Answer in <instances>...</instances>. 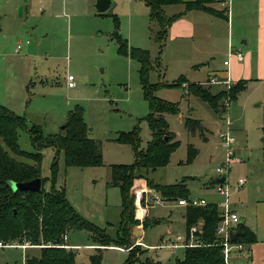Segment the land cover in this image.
Instances as JSON below:
<instances>
[{
  "label": "rangeland",
  "instance_id": "obj_1",
  "mask_svg": "<svg viewBox=\"0 0 264 264\" xmlns=\"http://www.w3.org/2000/svg\"><path fill=\"white\" fill-rule=\"evenodd\" d=\"M96 2L13 0L7 3L0 0V104L24 115L28 128L41 125L45 135L62 133L70 111L83 108L88 135L100 145L103 164L67 166L62 150L58 152L54 147H45L42 150V177L47 178L44 188L47 191L53 187L64 190L76 212L116 240L121 223L122 194L119 187L111 185L112 165L133 163L135 153L130 144L114 139L135 127H139L141 148H146L152 139L147 120L150 105L141 82V65L131 55V49L150 52V83L173 84L182 75L191 80H203L209 69L223 67L228 56V50L223 48L229 35L223 17L224 20L219 21L222 30L217 32L215 52L198 51L194 46L201 47L200 41L187 39L176 42L178 54L170 46L173 42L167 31L165 46L169 44V47L164 46L163 55L157 40L158 23L150 19V10L144 0H112L111 7L103 14L97 11ZM20 6H23L22 15ZM165 8L169 14L172 7ZM115 32L127 42V53L119 50ZM240 35V29L234 24L230 35L234 45L241 43ZM251 51L247 88L237 99L225 104L223 113L216 112L199 96L188 93V83L182 87L162 86L155 91L156 96L179 106L178 113L163 116L180 145L171 154L167 166L151 170L147 175L152 180L151 186L146 178H139L131 188L136 219L140 222L148 219L154 224L148 228L143 226L146 229L144 242L153 246L145 251L132 240L134 230L140 229L142 224L133 228L129 249L136 247L138 257L132 264H178L184 259L185 249L161 248L164 244L161 240L186 235V206L162 196L155 188L158 184L171 185L184 180L190 199L202 198L211 204L225 203L229 195L228 203L241 218H245L246 225L255 227L256 221L264 224V59L257 50ZM198 62L204 64L196 70L194 65ZM69 75L75 78L73 87L69 86ZM212 75L204 82L196 83L214 93L221 89L229 92L237 83H210ZM189 117L201 122L194 130L186 126ZM228 120L235 138L232 147L238 160L229 165V170L219 173L217 169L222 168L227 159V147L220 134L228 129ZM28 128L19 130V144L23 150L35 152ZM190 145L196 150L192 161L188 160ZM17 158L33 163L31 159ZM222 176L226 177L223 185L228 189V195L221 194L216 188V181ZM240 179L245 180L243 185L239 184ZM158 195L166 200L164 204L153 200ZM63 238H67V243L94 244L87 230H70L68 237L65 234ZM258 239L259 243H264V229H260ZM3 242H12L14 246L0 247V264H25L28 254L39 255L41 249L40 244L30 242L29 245L37 249L24 251L25 240ZM114 246L102 248L101 264L127 263L130 251ZM77 251L76 264H92L91 256L98 252L87 246H80ZM230 255L235 258L234 254ZM230 263L250 264V260L232 259Z\"/></svg>",
  "mask_w": 264,
  "mask_h": 264
},
{
  "label": "trees",
  "instance_id": "obj_2",
  "mask_svg": "<svg viewBox=\"0 0 264 264\" xmlns=\"http://www.w3.org/2000/svg\"><path fill=\"white\" fill-rule=\"evenodd\" d=\"M217 0H144L150 10V19L159 26L157 40L160 50L165 46V35L169 25L181 14L168 16L165 7L174 4H184V12L204 10L215 15L228 18V11L213 7ZM103 14V13H100ZM118 25V17L114 14ZM119 43V50L127 53L128 45L120 34L114 36ZM131 55L140 63V77L145 97L149 101L150 112L147 116L152 130V139L146 148H141L139 127L130 132H122L115 141L130 144L135 153V161L131 164L112 165L111 185L119 187L122 194V215L118 239H112L103 229L83 218L70 204L65 191L54 187L51 191L44 188L47 178L42 177L43 148L54 147L58 152H64L67 166H97L103 164L100 145L88 135L89 127L84 119V111L76 107L70 111L62 133L45 135L43 128L35 124L28 128L27 118L17 114L3 104H0V240L29 241L38 245L39 255H27L25 264H76L75 250L65 247L64 235L70 230H87L91 233L93 242L98 245L91 256L92 264H101L100 251L103 247L114 246L129 249L132 246L131 234L136 225L142 224L148 228L153 223L148 219L140 222L135 216V204L131 188L136 179L146 178L151 186V178L147 176L151 170L165 167L170 162L171 154L179 147L180 141L176 134L169 130V124L163 116L165 113H178L177 103L155 95L162 86L182 87L188 83V93L199 96L212 109L223 113L226 109L224 99H237L247 87V80L238 81L228 92L221 89L214 93L196 82H190L186 76H181L173 84H153L149 81V71L152 67L150 52L140 48H132ZM199 119L187 118L189 130L200 125ZM28 128L35 152L23 150L19 144V130ZM196 150L189 146L188 160L192 161ZM17 157L31 159L33 163L20 160ZM56 162L53 165V182L55 181ZM36 178L42 179L39 191L14 190L12 182H27ZM155 186V185H154ZM156 190L169 200L190 199L187 184L182 182L164 185L158 184ZM221 220V208L217 204L206 206H186L185 221L187 231L192 225L203 221V231L198 233L203 244L185 248L184 259L178 264H228L225 260L223 246L216 236V227ZM238 229L245 232L236 242L251 244L257 241L256 234L240 223ZM60 240V244L56 241ZM115 243V244H114ZM136 247L130 249V257L126 264L136 261ZM161 264V263H157Z\"/></svg>",
  "mask_w": 264,
  "mask_h": 264
},
{
  "label": "crops",
  "instance_id": "obj_3",
  "mask_svg": "<svg viewBox=\"0 0 264 264\" xmlns=\"http://www.w3.org/2000/svg\"><path fill=\"white\" fill-rule=\"evenodd\" d=\"M3 1H6L7 3H9V1H13V0H3ZM184 1L187 2V1H194V0H184ZM17 2L22 3V1H17ZM168 6L172 7L169 14L166 11L167 8H165V12L168 16H174V15L182 13L180 17L172 21V23L169 25L168 30H167L168 35L170 36L169 39H171L170 42L171 41L173 42L172 44H170V46H172L173 51L179 54L178 52L179 44L176 45V42H183V41H186L187 39H191V40L198 39L200 41L201 47H198L197 44H195L194 48H197L198 51H200L201 49L202 52L204 51L205 52L206 51L215 52L216 47H214V43L219 38L217 36L218 34L217 32L221 33V30H222L221 24L219 21L224 20L223 17L215 15L208 11H204V10H192V11L184 12L185 10L184 4H174V5H168ZM213 7L217 10L226 9L228 11V18L225 21L227 23L229 39H228V43H225V46L223 49L228 50V53L230 49H233L235 51L239 50L241 52L243 51L245 52L244 49H246V53L243 52L245 54V58L243 61H239L236 57H232L230 67H226L223 61V67L221 69H218L217 66H215L214 69L212 70L209 69L208 73L206 74V77L203 80H198V79L191 80L187 76L186 77L190 82H201L202 83L206 79H208L211 74H217L221 78H229L232 82L236 83L240 80L246 79L247 70L248 68H251L250 67L251 62H252L251 49H255L257 50L258 53H261L264 59V0H217L216 3L213 5ZM1 16L2 15L0 14V17ZM234 24L236 25V28L240 29V32H241V35H240L241 43H236L235 45L232 43L230 39L231 32L234 29ZM252 39L254 40V43L252 42ZM27 43H29V41H27ZM249 44L253 45V47L251 48L250 46L249 48ZM190 45H192V43ZM165 47L168 48L169 44H167V46ZM21 49L22 47L20 48V50ZM162 54L163 55L165 54V48H163ZM226 57L228 58V56ZM201 64H204V62L196 63V65H194L195 69L197 70V68L200 67ZM25 86H27V84ZM1 87L4 90V87L3 86ZM5 91H8V89L5 88ZM9 109H11V107ZM208 204H211V203H208ZM217 205L222 206L223 203H220ZM230 207L232 210L235 211V209L232 206ZM244 224H247L246 220L244 221ZM139 228L140 229L136 228L134 230L135 235L132 238V240L134 244L136 243L140 245L145 251L146 249L148 250L149 247H153V246H148L144 242V239L146 236V233H145L146 229L143 228V225L141 226L139 225ZM248 228L256 234L257 241L251 244L243 243L246 245V248L243 249L242 252H240V250L233 249L232 250L233 253L231 252V254H234L235 258L231 257L230 255V260L228 264H231L230 262L232 259L236 260V259H241V258H246V259L248 258L250 260V264H264V243L258 242L259 232H260V229H264V224H262V222L260 223L256 221L255 227L248 226ZM67 237H68V233H67ZM66 240H64L65 241L64 246L75 250L76 254H78L77 249L80 246H87V247H90L91 249L98 248V245H96L94 242H93L94 244H91V245H78L77 243H67ZM174 240L175 238H169V237L162 238L161 241L164 244L161 245V248H166L168 250H173V251H176L178 249H185L183 246L177 247L175 249L164 247V245L167 244V242L174 241ZM114 247H116L117 249H120L119 246H114ZM22 249H24V251H27V250H36L37 248L28 245L24 248L22 247ZM123 249L130 251V249H127V248H123ZM33 254L34 253H31L30 255H33Z\"/></svg>",
  "mask_w": 264,
  "mask_h": 264
},
{
  "label": "built area",
  "instance_id": "obj_4",
  "mask_svg": "<svg viewBox=\"0 0 264 264\" xmlns=\"http://www.w3.org/2000/svg\"><path fill=\"white\" fill-rule=\"evenodd\" d=\"M22 46L19 44L18 48L20 49ZM232 57H236L239 61H243L245 58V55L243 52L237 50L230 49L228 53V58L224 60V65L226 67H230L231 65V59ZM217 74H213L211 77L210 83H225L230 84L232 81L229 78H221L219 76H216ZM74 76L69 75L68 81L69 86L73 87L75 86L74 83ZM231 101L227 97V99H224V103H228ZM230 105V104H229ZM231 122L230 120L227 121L228 129L225 131H222L220 134L221 139L224 142V145L227 147V159L222 168H218L217 171L219 173H223L225 169L229 170V165L233 162L237 161L238 158L235 156V151L232 147V145L235 143V138L231 134V128H230ZM226 180V177H225ZM224 180V182H225ZM224 182L217 183L216 188L217 191L220 192L223 195H228V189L223 185ZM245 180L240 179L239 184H244ZM229 195L226 197V202L223 203L221 208V220L218 223L216 227V236L219 241V244L223 246L224 254H225V260L227 263H229L230 260V253L233 249H239L243 250L245 248V245L240 242H233L231 240V232H236L238 230V226L241 223V217L238 215V213L231 209L230 204L228 203ZM157 204H164L166 201L163 197L160 195L156 196V198H153ZM208 203L205 199L202 198H195V199H179L178 205L183 206H206ZM203 221H200L199 223L192 225L189 230L186 232L185 236L177 235L175 237L174 241L167 242V244L164 245V247L175 249L177 247L183 246L184 248L189 246H199L203 244L202 239L199 237L198 233H202L203 231ZM30 242L27 241L23 245V247L28 246ZM14 244L12 242L4 243L0 240V247H13Z\"/></svg>",
  "mask_w": 264,
  "mask_h": 264
},
{
  "label": "water",
  "instance_id": "obj_5",
  "mask_svg": "<svg viewBox=\"0 0 264 264\" xmlns=\"http://www.w3.org/2000/svg\"><path fill=\"white\" fill-rule=\"evenodd\" d=\"M112 5V0H97L96 2V9L99 13L106 12ZM23 6H20V15H22ZM225 177L222 176L217 179V183L224 182ZM12 187L14 190H22V191H39L42 188V179L36 178L27 182H12ZM244 218H242L241 222L244 223ZM245 235L241 229H238L236 232H231V240L236 242L240 236ZM60 240H57L56 243L60 244Z\"/></svg>",
  "mask_w": 264,
  "mask_h": 264
}]
</instances>
